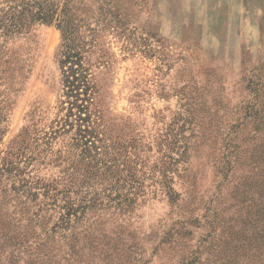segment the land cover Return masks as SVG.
<instances>
[{"label": "rangeland", "instance_id": "obj_1", "mask_svg": "<svg viewBox=\"0 0 264 264\" xmlns=\"http://www.w3.org/2000/svg\"><path fill=\"white\" fill-rule=\"evenodd\" d=\"M49 1L60 9L68 2L77 18L94 87L84 112L102 115L90 114L102 153L92 159L73 140L77 121L45 135L66 118L69 99L62 31L37 21L20 33L0 31V163L22 135L31 147L46 141L45 153L26 165L27 178L64 186L73 173L76 188L102 194L137 187L130 209L113 203L91 213V233L79 235L72 264H214L221 240L247 216L253 156L264 143V118L259 124L254 116L264 105V0ZM69 147L73 160L54 158ZM97 162L117 165L108 172L114 180L84 181ZM12 182L0 180V264H67L70 246L43 240L33 215L42 197L17 214ZM207 215L220 223L215 234ZM98 242L109 243L103 254L93 251Z\"/></svg>", "mask_w": 264, "mask_h": 264}, {"label": "trees", "instance_id": "obj_2", "mask_svg": "<svg viewBox=\"0 0 264 264\" xmlns=\"http://www.w3.org/2000/svg\"><path fill=\"white\" fill-rule=\"evenodd\" d=\"M67 5L68 2H64V6L60 9L59 3L49 0L0 1V31L4 36L20 33L30 23L37 21L45 23L55 22L62 31L64 51L61 64L65 68L63 71L65 73V86L67 87L66 96L69 99L67 101L68 112L66 113V118L57 121V128H53L45 135L47 137L60 131L67 132L66 129L73 127L75 125L74 121H77L78 137H73V140L76 142L83 141V152L93 159V157L95 158L102 152L96 151L94 141L101 139H97L98 133L94 129V126L98 124L97 120H91L90 114L99 117V119H101L102 115L98 112H96L97 114L95 112H84V110L89 109V102L92 104L94 87L89 80L90 73L88 68L82 60L81 48L84 45V40L78 32L77 18L71 10L69 11L66 8ZM259 84L257 82L256 85ZM72 97L74 100H71ZM260 106L262 112L257 109L254 114L256 123L259 124L262 123L264 118V105L261 104ZM74 108H76V111ZM71 117H73L72 121L70 120ZM4 118L5 115L0 112V124ZM19 138L16 144L18 147L10 148L6 157L1 160L0 180L3 176H6L7 179L13 181L11 189L18 200L16 213L19 215L25 213V211L28 212L29 201L33 202L40 196L42 197L38 203L39 209L34 210L33 213L36 218H41L42 239L49 241L59 237L61 241L70 246V251L65 252L67 256H63V259L67 264H72L70 260L76 261L75 255L78 256L80 248L78 242L81 238L79 235H87V232L91 233L92 223L90 217L100 210L111 209L114 206L113 203L116 204V209L122 211L130 209L135 202V198L131 197L132 189L136 191L137 187L129 185L127 188L125 184H122L115 190L114 188H111V191L104 190L105 193L102 194L96 190L91 193L92 187L76 188L77 181H75L73 173L68 174V184L66 183L64 186L60 185L62 179L54 178L45 181L31 176L27 178L26 165L31 161L38 160L45 153L46 150L41 148H43V144H46V141L38 143L39 139H35L33 141L35 146L31 147L27 142V137L20 135ZM42 138H45V136ZM231 144L234 145L232 152L235 153V160L239 156L238 149L240 144L235 141ZM94 148L95 154H92V149ZM13 149L16 150L13 151ZM36 150L39 154H35ZM71 152H73V149L70 148L68 149V154L64 155L62 150L58 149L57 153L53 155L56 160L61 158V160L71 161L73 160ZM253 158V172H255L254 176L257 179L252 181L249 209L246 210L247 216L241 222H237L235 227H231L233 229L237 228L235 233L228 235L226 239L223 238L224 240L220 239L222 244L220 249H218V254L214 260H210L214 264H264V143H262L260 149H257ZM231 161H233V158L229 160V166L232 163ZM114 166L117 167L116 164L109 166L106 162L101 165L97 162L92 166L94 167L93 169H89L88 172L91 173H87L88 175L85 176L86 179L84 181L96 179L95 177L97 176H102L100 179L112 178L108 172L112 173ZM70 167L73 166L70 165ZM112 179L114 180V178ZM121 180L123 178H119L118 181ZM135 181L139 183V181ZM210 207H212L215 215L218 216V210H215L213 205H210ZM91 213L93 214L91 215ZM205 218L208 225L213 227L215 234V227L220 223L218 220L209 217V215ZM209 236L215 237L212 233ZM108 245L109 243L100 244L98 242L92 248L94 252L100 251L103 254L106 251L104 246ZM209 247L212 248L213 244L210 243ZM193 260V262H196L198 258L194 257Z\"/></svg>", "mask_w": 264, "mask_h": 264}]
</instances>
